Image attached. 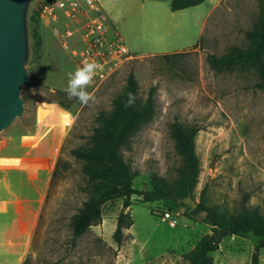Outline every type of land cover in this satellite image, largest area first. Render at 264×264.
<instances>
[{"label": "rangeland", "instance_id": "374dc122", "mask_svg": "<svg viewBox=\"0 0 264 264\" xmlns=\"http://www.w3.org/2000/svg\"><path fill=\"white\" fill-rule=\"evenodd\" d=\"M49 1L24 2L21 111L0 129V264H183L181 254L210 229L203 211L192 210L198 201L225 216L242 206L264 215V89L253 86V68L217 71L205 59L247 45L244 32L258 0H202L175 10L169 0H96L129 58L114 56L104 43L99 55L83 58L91 48L84 18L42 12ZM85 60L102 65L87 88L95 97L87 106L64 91L69 73ZM130 71L140 96L155 86L152 118L120 149L137 172L133 186L149 188L151 173L172 180L179 158L168 123H195V203L132 194L123 207L120 197L112 198L99 220L73 236L69 218L86 193L69 148L86 140L95 112L109 109ZM119 213L130 224L116 239ZM255 241L251 232L224 236L209 253L212 264H250ZM257 264H264V247Z\"/></svg>", "mask_w": 264, "mask_h": 264}, {"label": "trees", "instance_id": "16d2710c", "mask_svg": "<svg viewBox=\"0 0 264 264\" xmlns=\"http://www.w3.org/2000/svg\"><path fill=\"white\" fill-rule=\"evenodd\" d=\"M201 1L169 0V8L175 10ZM244 34L248 40L245 47L231 45L220 55L206 53V62L217 71L236 65L251 67L258 76L253 86L264 89V0L257 1L256 18ZM154 89L155 86L151 84L145 95L140 96L136 78L131 71L128 72L121 89L111 97L109 109L95 112V124L91 126L86 140L69 148V153L79 161L82 190L86 193L80 206L69 218L73 236L80 235L89 225L99 220L103 203L112 198L120 197L125 207L132 194L140 195L143 201L168 198L177 203V198L184 196L187 191L191 192L198 174V158L194 146V135L199 129L197 124L177 119L168 123L172 148L179 158L175 176L170 181L151 173L149 188H135L132 181L137 172L120 152L121 148L128 146L131 137L152 118L155 111ZM129 92L135 95L136 100L134 105L126 108L124 104ZM59 165L60 160L57 158L54 175L59 172ZM192 210L203 211L210 229L181 254L183 264H212L209 253L218 247L224 236L238 232H251L256 236L250 264H257V250L264 247V215L242 206L235 214L225 216L217 210L215 204L207 205L201 200ZM129 224L128 220H124V214L119 213L114 237L118 239L121 228Z\"/></svg>", "mask_w": 264, "mask_h": 264}, {"label": "water", "instance_id": "95a60500", "mask_svg": "<svg viewBox=\"0 0 264 264\" xmlns=\"http://www.w3.org/2000/svg\"><path fill=\"white\" fill-rule=\"evenodd\" d=\"M25 0H0V129L21 111L18 83L25 81L23 59V8ZM190 206L189 191L176 199Z\"/></svg>", "mask_w": 264, "mask_h": 264}, {"label": "built area", "instance_id": "2783aa9c", "mask_svg": "<svg viewBox=\"0 0 264 264\" xmlns=\"http://www.w3.org/2000/svg\"><path fill=\"white\" fill-rule=\"evenodd\" d=\"M57 11L65 18L75 19L82 16L83 32L85 40L89 41L90 49L86 50V54H82L86 58L89 53L93 56L101 53L100 45L102 43L108 46L109 51L116 57L129 58L126 47L121 43L120 38L115 36L113 31L104 19L101 8L96 0H51L42 7V12L54 15ZM92 48H95L92 50ZM119 57V58H120ZM163 217H168L169 212L163 211ZM170 225L173 220H168Z\"/></svg>", "mask_w": 264, "mask_h": 264}, {"label": "clouds", "instance_id": "9594fccd", "mask_svg": "<svg viewBox=\"0 0 264 264\" xmlns=\"http://www.w3.org/2000/svg\"><path fill=\"white\" fill-rule=\"evenodd\" d=\"M102 70V65L95 61L85 60L82 66L77 68L74 73H69L67 87L64 91L68 99L76 98L85 106L95 101V97L87 91L92 84L94 77ZM136 97L133 93L127 94V100L124 106L131 107L135 104Z\"/></svg>", "mask_w": 264, "mask_h": 264}, {"label": "crops", "instance_id": "0c3cea01", "mask_svg": "<svg viewBox=\"0 0 264 264\" xmlns=\"http://www.w3.org/2000/svg\"><path fill=\"white\" fill-rule=\"evenodd\" d=\"M12 171H16V170L13 169Z\"/></svg>", "mask_w": 264, "mask_h": 264}]
</instances>
